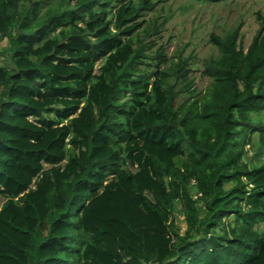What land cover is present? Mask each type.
Instances as JSON below:
<instances>
[{"label":"trees","instance_id":"1","mask_svg":"<svg viewBox=\"0 0 264 264\" xmlns=\"http://www.w3.org/2000/svg\"><path fill=\"white\" fill-rule=\"evenodd\" d=\"M154 5L0 0V264H264V25L200 93Z\"/></svg>","mask_w":264,"mask_h":264},{"label":"rangeland","instance_id":"2","mask_svg":"<svg viewBox=\"0 0 264 264\" xmlns=\"http://www.w3.org/2000/svg\"><path fill=\"white\" fill-rule=\"evenodd\" d=\"M142 20L137 32L143 33L149 23L151 27L153 24L159 26L158 31H152L146 40L153 43L152 51L160 48L169 60H175L179 51L184 56H191L190 91L196 88L197 92L203 93L210 83V77L203 71L206 60L218 54L211 35L224 36L229 30L239 27L240 44L247 49L264 25V0H223L216 3L209 0H155L153 9L146 11ZM7 44V38L2 39L1 48ZM150 62L155 68V61ZM0 64L11 65L7 54L0 55ZM251 154L248 152L246 159ZM195 191L193 188L196 197ZM175 217L177 226L184 232L186 223L180 203L176 206ZM260 231L264 233V224H261Z\"/></svg>","mask_w":264,"mask_h":264}]
</instances>
